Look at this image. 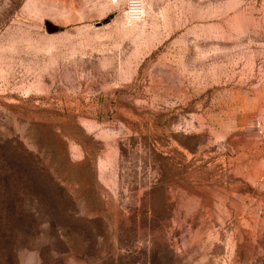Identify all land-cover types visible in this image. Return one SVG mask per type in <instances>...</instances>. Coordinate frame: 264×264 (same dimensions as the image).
<instances>
[{"label":"rangeland","instance_id":"1","mask_svg":"<svg viewBox=\"0 0 264 264\" xmlns=\"http://www.w3.org/2000/svg\"><path fill=\"white\" fill-rule=\"evenodd\" d=\"M0 264H264V0H0Z\"/></svg>","mask_w":264,"mask_h":264},{"label":"built area","instance_id":"2","mask_svg":"<svg viewBox=\"0 0 264 264\" xmlns=\"http://www.w3.org/2000/svg\"><path fill=\"white\" fill-rule=\"evenodd\" d=\"M114 6L124 5L125 19L129 22H140L145 17V0H109Z\"/></svg>","mask_w":264,"mask_h":264},{"label":"water","instance_id":"3","mask_svg":"<svg viewBox=\"0 0 264 264\" xmlns=\"http://www.w3.org/2000/svg\"><path fill=\"white\" fill-rule=\"evenodd\" d=\"M46 28L48 30L49 33H58L62 30V27L50 22V21H47L46 22Z\"/></svg>","mask_w":264,"mask_h":264}]
</instances>
